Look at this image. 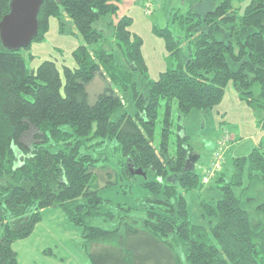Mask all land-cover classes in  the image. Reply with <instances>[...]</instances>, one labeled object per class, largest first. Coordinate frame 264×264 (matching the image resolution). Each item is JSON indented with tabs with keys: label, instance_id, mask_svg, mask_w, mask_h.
<instances>
[{
	"label": "trees",
	"instance_id": "1",
	"mask_svg": "<svg viewBox=\"0 0 264 264\" xmlns=\"http://www.w3.org/2000/svg\"><path fill=\"white\" fill-rule=\"evenodd\" d=\"M11 1L0 0V23ZM122 1L44 0L36 40L50 19L62 32L71 25L84 43L75 68L45 61L30 71L25 50L0 42V264H19L14 244L32 236L48 209L81 230L91 264H264V142L217 173L220 197L198 199L205 223L195 224L188 196L207 185L182 126L192 111L219 107L234 83L264 131V0H198L176 10L178 34L155 32L178 65L168 62L157 80L132 19L117 17ZM107 18L108 37L99 27ZM111 40L122 67L103 48ZM98 77L111 87L91 104L87 88ZM107 190L116 199L103 198Z\"/></svg>",
	"mask_w": 264,
	"mask_h": 264
},
{
	"label": "rangeland",
	"instance_id": "2",
	"mask_svg": "<svg viewBox=\"0 0 264 264\" xmlns=\"http://www.w3.org/2000/svg\"><path fill=\"white\" fill-rule=\"evenodd\" d=\"M198 3V0H147V2L124 0L120 4L117 17L121 16L119 14L121 11L132 19L130 30L143 41L142 56L151 80L159 78L161 72L167 69L168 62H173L174 66L178 65L176 57H171L168 54L165 43L161 37L157 36L155 28L169 29L178 34V29H180L178 24L171 23L177 13L176 10L182 9L186 12L190 5L197 6ZM117 17L113 18L114 23H116ZM110 21L111 19L107 18L99 25L105 30L107 37L111 34L108 27ZM61 29L58 19H50L43 38L34 41L30 49L23 51L28 70H37L45 61L56 63L60 69L62 66L76 67L73 53L78 47L84 46V43L71 25H65L63 32ZM115 46L111 40L108 44H104L103 48L109 53L113 49L115 64L122 67L125 65L126 59ZM138 80L139 78L133 76L132 84L137 83ZM107 87H111V83L106 77L96 78L87 88L90 103L95 104L98 95ZM130 91L129 96L132 98V90L130 89ZM116 93L124 96L121 90H117ZM123 100L125 101L124 110L131 114L134 113L132 102L127 101L125 97ZM163 112L164 108L162 107L160 120ZM120 115V111L116 113L114 121ZM173 115L175 123H180L179 120L177 121L178 113L175 105H173ZM260 117L259 112L240 100L237 86L234 83H230L226 88L224 100L219 107L209 111H192L188 117L183 119L182 126L189 138L188 145L193 149L192 154L199 159L196 165L198 172L203 174V167L209 162L213 151L218 147H223L226 150L225 170L231 172L233 160L248 156L255 147L264 142V131L261 132L259 128ZM223 129L231 133L232 142L230 145L222 146ZM32 136L33 134H28L22 140L23 144L30 147L32 143H35ZM107 147L109 149H105L103 152L109 154L112 152L113 145ZM101 185H103L102 182ZM139 192L146 193L143 190ZM114 193L115 191L107 190L103 191L101 196L116 199ZM219 197V192L216 191L215 184L212 183L205 186L201 193L196 192L188 196L189 211L195 224L205 223L198 199L212 200ZM84 245L81 230L69 224L61 211L48 209L44 211L42 221L37 225L32 236L26 240L18 241L13 248L18 254L19 264H91Z\"/></svg>",
	"mask_w": 264,
	"mask_h": 264
},
{
	"label": "water",
	"instance_id": "3",
	"mask_svg": "<svg viewBox=\"0 0 264 264\" xmlns=\"http://www.w3.org/2000/svg\"><path fill=\"white\" fill-rule=\"evenodd\" d=\"M44 0H12L10 11L0 23V42L4 48L19 52L28 49L39 35L38 16ZM135 175L146 178L138 169Z\"/></svg>",
	"mask_w": 264,
	"mask_h": 264
},
{
	"label": "built area",
	"instance_id": "4",
	"mask_svg": "<svg viewBox=\"0 0 264 264\" xmlns=\"http://www.w3.org/2000/svg\"><path fill=\"white\" fill-rule=\"evenodd\" d=\"M144 1L147 2V0ZM221 141H222V146L231 144L232 137L230 131L223 129ZM225 155H226V150L223 147H218L215 151H213L211 158L204 169V173L202 177V181L204 185H209L212 181H214L217 173L223 169V167L226 164Z\"/></svg>",
	"mask_w": 264,
	"mask_h": 264
},
{
	"label": "crops",
	"instance_id": "5",
	"mask_svg": "<svg viewBox=\"0 0 264 264\" xmlns=\"http://www.w3.org/2000/svg\"><path fill=\"white\" fill-rule=\"evenodd\" d=\"M138 1H139V0H135V2H138ZM140 1L144 2V0H140ZM155 1H158V0H155ZM119 8H120V6H119ZM119 14H121V16L119 15L118 19L127 16L126 13H123V12H121V11L119 12ZM258 146H259V145H258ZM207 164H208V163H207ZM207 164H206V165H207ZM206 165H205V166H206ZM225 165H226V164H225ZM205 166L203 167V171H204Z\"/></svg>",
	"mask_w": 264,
	"mask_h": 264
}]
</instances>
